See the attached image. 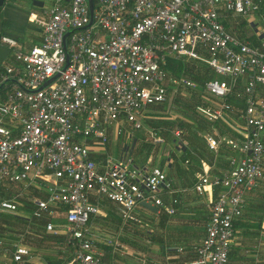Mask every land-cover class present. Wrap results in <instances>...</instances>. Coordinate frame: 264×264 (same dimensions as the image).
<instances>
[{
	"label": "built area",
	"instance_id": "built-area-1",
	"mask_svg": "<svg viewBox=\"0 0 264 264\" xmlns=\"http://www.w3.org/2000/svg\"><path fill=\"white\" fill-rule=\"evenodd\" d=\"M261 8L257 0H93L91 21L88 0H54L43 19L31 15L42 27V40L14 53L22 64L14 77L25 89L16 83L0 96V188L45 184L47 198L35 200L34 215L65 207L63 228L51 222L46 228L69 235L68 264H108L88 226L91 215L101 213V199L116 205L123 224L141 223L135 209L142 201L175 213L177 191L151 156L141 165L125 149L117 158H92L105 149L109 128L116 135L125 125L143 128V111L166 100L167 81L195 88L193 81L167 78L170 56L202 60L230 78L206 81L205 91L216 100L199 107L208 121L221 120L236 133H199L214 153L222 145L234 153L229 169L211 174L213 165L201 160L190 188L205 197L209 211L191 264L228 263L245 195L264 179V36L258 44L239 40L225 30L219 10L250 17ZM0 42L18 47L7 35ZM243 77V109L236 111L227 99ZM232 114L240 122H232ZM147 133L153 142L163 141L155 131ZM163 193L172 195L171 205ZM15 197L0 193V214L18 211ZM260 232L263 237L264 222ZM102 240L122 248L117 239ZM11 254L23 263L30 252L15 245Z\"/></svg>",
	"mask_w": 264,
	"mask_h": 264
},
{
	"label": "crops",
	"instance_id": "crops-1",
	"mask_svg": "<svg viewBox=\"0 0 264 264\" xmlns=\"http://www.w3.org/2000/svg\"><path fill=\"white\" fill-rule=\"evenodd\" d=\"M34 1L35 0H5L3 5L0 6V37L3 35H7L13 37L18 42V47L15 48H10L7 45L0 42V92L4 90L7 86L11 85L12 87L14 84H16L15 81H13L16 80L15 79L16 77H14L16 71L7 73L6 69L8 67L16 69L17 71H19V74H21L22 64L15 59L14 57L15 51L17 50L27 51L33 45L39 44L42 40V27L37 20L32 21V19L35 17L37 19H43L46 15V12H48V10L51 8L54 0H36L38 1L37 4H34ZM257 1H259L262 7L261 11L251 15L250 17L236 15L224 9L219 10V20L224 26L225 30L229 34L238 38L239 40L247 41L252 44L260 43L262 37L264 36V22H263L264 0H257ZM39 3L41 4L39 5ZM31 15H32V19H30ZM257 15L262 18V24H263L262 26H260L259 23L257 22L256 19ZM202 53L204 54V56L206 55L205 51H203ZM174 57L184 59L186 63L189 65H195L194 63L198 61L204 62L199 59L188 58L185 56H180V57L174 56ZM216 74L220 75L223 79H219V78H215V79L224 80L227 82L230 81V78L228 76L221 75L218 73ZM6 75L7 78H4V76ZM167 78L176 79V80L185 79L192 81L186 76L175 77L167 74ZM245 82H246V78L244 77L240 78L237 85L233 88V92L228 96L227 99V101L232 106L235 107L236 111H241L243 109V85L245 84ZM195 83L196 86L195 88H193L187 86L186 84L174 85L173 83L167 81L166 82L167 95L169 90L175 88L176 90H182V89L186 90L187 94H185V96L189 97L191 91H195L198 87L197 82ZM202 90H203L201 95L202 103L199 107L209 105V102L216 100L214 97L210 96L205 91L204 86ZM163 102L149 106L152 107L154 111H152L150 114L145 113V117L142 119L143 128L140 129H144L145 131L144 136H146L149 140H151L147 135L148 134L147 131L152 130L155 131L157 135H160L163 139L162 142H158V143L153 142L152 140L148 141L151 142L153 146L156 145L159 146L165 142V137L161 135V131L164 130V128L156 127L148 123V121L157 120L158 115L162 114L161 113L162 110H160L157 105ZM199 107H198V111H199ZM199 113L201 112L199 111ZM201 115L205 119L202 113ZM232 116H233L231 118L232 122L235 121L240 122V119L237 120L235 119L237 118L236 115L232 114ZM164 118L167 119L169 117L165 116ZM208 122L211 123L209 129L196 130V134H198L199 136L197 142L201 144L203 147H205L212 154V159L210 160L199 159V165L197 167H194L193 169L189 167L190 173L187 175L186 173L182 175L181 170L177 169L176 172H174L175 175L173 177L172 176L173 174L169 173L168 171L167 176L171 181L172 188L177 191L173 195V197L178 200V202L174 204L175 213L170 215L158 209L156 213L150 210L151 212L157 215L155 216V218L159 217V221H161L160 219L161 215H165L168 219L170 216L177 214L182 218L181 221L179 222L170 220L166 226L168 229H172L173 233L168 235L167 241L165 242L162 241V237L159 241L161 251L163 253L169 252V254L165 255V258L168 260L166 264H191L196 256L193 246L200 241V239L204 236L205 233V225L209 217L208 216L209 211L206 209L205 206V197L202 195H198L197 193L192 192L190 190L194 182V173L200 170L201 168L200 161L203 160L207 162L209 165L210 164L213 165L211 174L220 175L222 172H225L229 169L230 157L234 155V153L230 149H228L225 145H222L220 149L217 151V153H214L207 147V145L204 143L199 133L211 132L213 129H215L219 135H230V136L236 135V133L225 122L221 120L215 122H211V121ZM215 123L218 124L219 126H222L225 129V132L220 133L219 128L217 125H215ZM133 130H137V129H133L131 125H125L123 127V134L121 133L120 135H116L114 128H109L108 130L109 140L105 145V149L101 150L100 152L93 153L92 158H94V160L96 161L103 159L106 155H110L117 158V156L118 157L122 156L123 151L125 149L128 152V155L132 157L133 162L137 165L143 164L146 158L148 156H151L153 158L154 164H157L160 167L164 168L163 160L165 158L162 160H160V158L155 159L151 153H148L144 158V160L141 162H137L135 160V158L133 157V152L136 148V145L138 144V140L133 134ZM174 131H172V134H174ZM127 133L129 135H127ZM173 140L174 142H176L175 139ZM117 141H121V145H120L119 154L115 156L113 155V152L110 149H112V147H114L117 144ZM183 141H184V145L183 147H181V149L184 151L185 148L187 147V142L185 140ZM225 148L227 151L224 150ZM156 152L158 156H160L161 150L159 147L157 148ZM175 158L177 159V161H182L181 160L182 157L180 156H176ZM167 159L169 161V164L171 163L172 165V162H174V158L168 157ZM7 184L8 185L0 188V193L3 196H7V197L16 195L17 197H15V201L17 202L18 211L16 213H3L2 215H0V228L2 226L5 228H9L10 226H12V222L14 220L20 222L16 218H13L8 222L3 221L4 216L13 217L15 215H20V214L25 215L30 220L27 223L26 222L22 223V225L26 227L25 233L28 235L29 238L26 236H25L26 238H24V233L15 236V238L17 239L13 237L9 239L6 236L0 235V241L2 242L0 246V264H29V263H35L34 261L35 259L38 260L40 259L39 253L37 251H38V244L40 245V240L42 236L40 234L35 233V227H33V224L35 225L42 224V226L45 227V232L50 233L54 236L65 237V235H67V238L65 237L63 241H56L55 243L58 247H60L59 252L61 254L59 255L68 254L67 252H69L73 247L69 241L70 239H68L69 235L62 231L60 233H53L52 231H49L46 228V224L48 222L55 224L57 226V229L63 228L62 226L65 224V215H64L65 207L63 205H57L51 208L52 210L51 214H43L41 216L34 215V211L36 209L35 200L47 198V193L44 187L45 184L39 180L30 182V184L26 186L23 183H17V184L7 183ZM263 194H264V179L251 192L246 193L243 213L242 216L237 220L236 238L234 239L231 245L229 260L227 264H264V236L262 237L260 232L262 223L264 222ZM161 196L165 203L171 205L170 203H171L172 195L163 193ZM139 208L148 209L142 205L139 206ZM109 210H113L115 211L116 214H118L117 207L114 203L106 199H101V213L93 214L90 217V221L88 225L90 228V233L92 234V238L98 240L99 242H103L102 245L100 244V247L104 249L103 258L108 264H122V263L126 264L125 262H122V248L126 250L124 251L126 255H130L131 253H129L128 247L120 240L122 239L121 237L122 231L124 230V228H126V225L133 223H127V224L122 223L121 226L118 227V232H115L117 233V235L114 234V236L113 234L109 235L106 233L97 234L96 233L97 231L94 229L96 228V226H99V224L95 223L93 219L98 216L103 220H107L106 217L110 216L108 213ZM42 218H47L48 221H45V223H41ZM57 218L64 220V222L60 223L53 220ZM196 219H202L203 224L201 225V227H198L196 225L195 222ZM142 222L143 219L141 218V223H140L141 225ZM165 222L162 225L165 226ZM103 237L105 238L107 237L110 239H117L118 243L122 246V248L119 247L114 250L112 245L102 240ZM33 240L34 241L36 240L38 244L33 242ZM15 245L26 247L30 252V255L23 261V263L15 262L12 259L11 252L14 250ZM106 246H108L109 249H107ZM150 248L152 249L153 246ZM70 258H71L70 255H68V258L66 259L57 257L55 258V261H60V264H68ZM44 259L45 262L41 264L44 263L48 264L49 263L48 256L44 257L43 260ZM231 259H233V261H230ZM72 264H78V263H72Z\"/></svg>",
	"mask_w": 264,
	"mask_h": 264
},
{
	"label": "rangeland",
	"instance_id": "rangeland-1",
	"mask_svg": "<svg viewBox=\"0 0 264 264\" xmlns=\"http://www.w3.org/2000/svg\"><path fill=\"white\" fill-rule=\"evenodd\" d=\"M256 19L259 25L262 26L263 25L262 18L257 15ZM178 91L180 92V95L183 96V98L185 97V94H187L186 93L187 91L184 89L176 90L175 88H172V90H169L168 95H167L166 109L161 112L162 113L161 115L163 116L166 115L171 119H174L176 117H181L180 116L181 108L179 106L183 104V99H179L178 102H174L173 100V98L177 96ZM152 111H154V109L152 107H148L143 112L146 114H150ZM205 120L207 121L206 118ZM206 123L208 125L207 129H209L210 123L208 121ZM144 133H145L144 129L133 130V134L138 140V144L136 145V148L133 152V157L135 158L137 162L143 161L146 155L148 153H151L155 159L160 158V160H162L165 158L163 160L164 162L163 169L166 171V173H168L169 171V173L173 174L172 175L173 177L175 175L174 172H176L177 169L181 170L182 175H184L185 173L186 175L190 173L188 164L183 163L182 161H177L176 162L177 164L174 165V162H172L173 164L171 165V163L169 164V161L167 159L168 157L175 159L176 156L182 157L185 154V151L181 149V147H183L184 145L183 140L181 142L178 141L176 143L173 140V136L169 134L165 136V142L163 144L159 146L157 145L153 146L151 142H148L151 140H149L146 136H144ZM120 145H121V141H117V144L114 147H112L113 150L110 149L113 152V155L117 156L119 154ZM158 147L161 150L160 156H158L156 152ZM224 150H226V148ZM135 212L143 219V222H142V225L141 224L126 225V228H124V230L122 231V236H121L122 239L121 240L119 239V240L128 247V251L129 253H131L130 255H126L124 253V251L126 250L122 248V262H125L126 264H153V263L166 264L168 260L165 258V255L169 254V252L163 253L161 251L159 241L161 237H162V241L164 242L167 241L168 235L173 233L172 229L167 228L166 226L167 223L170 220L179 222L181 221L182 218L177 214L170 216L166 220L165 226H164L160 224L161 221H159V217L155 218V216L157 215L148 209L137 207L135 209ZM108 213L110 216L106 217L107 220H103L102 218H99L98 216L93 219L95 223L99 224V226H96V228L94 229L97 231L96 232L97 234L106 233L109 235L113 234L114 236V234L117 235V233L115 232H118V227L121 226L122 221L120 220L119 215L115 213V211L109 210ZM2 214L3 213H1L0 215ZM9 217H12V216H9ZM195 222L198 227H201V225L203 224L202 219H196ZM25 229L26 227H24V225H22L21 222L14 220L12 222V226H10L9 228H5L3 226L0 228V235L6 236L10 239L12 237L15 238V236L24 233V238H26L28 237V235L25 233ZM33 242L38 244L36 240L35 241L33 240ZM102 243L103 242H99V246L100 244L102 245ZM152 246L153 248L151 249L150 247ZM72 249L69 252H67L68 255L70 256H72V252H73ZM59 251H60V247L56 245L55 241L44 242L43 244H40V245L38 244L37 252L39 253L40 259L39 260L35 259L34 260L35 263H29V264H41L45 262V259L43 260V258L46 256H54L55 258H57L59 254H61ZM143 259L145 262L143 261ZM230 261H233V259H231Z\"/></svg>",
	"mask_w": 264,
	"mask_h": 264
},
{
	"label": "trees",
	"instance_id": "trees-1",
	"mask_svg": "<svg viewBox=\"0 0 264 264\" xmlns=\"http://www.w3.org/2000/svg\"><path fill=\"white\" fill-rule=\"evenodd\" d=\"M195 65H189L186 63V61L182 58H176L174 56H170L166 60L165 70L168 75H172L175 77L180 76H186L189 79H191L194 82H197L198 87L195 91H191L189 97H184L180 95V92L178 91L177 96L173 98L174 102H178L179 99H183V104L179 106L181 108V117H176L174 119H165L163 115H158V119L155 121H148L149 124L164 128V130L161 131V135L164 137L171 134L173 136V139H175L176 143L182 140H185L187 142V147L185 148V154L182 156V162H185L188 164L189 167L192 169L194 167H197L199 165V159H206L210 160L212 159V154L201 144H199L197 141L199 139L198 134H196V130H207L208 125L207 121L202 117L201 113L198 111V107L202 103V88L204 86V83L209 79H223L220 75H217L213 68L209 66L208 64L204 62H195ZM15 71L16 69L13 68ZM11 88V85L7 86L4 90L0 92V96H4L5 91L9 90ZM167 100L159 105L158 108L162 111L166 109ZM237 107V106H236ZM206 121V122H205ZM210 123V122H209ZM211 124V123H210ZM209 124V126H210ZM215 125L218 126L220 133H224L225 129L222 126H219L215 123ZM179 130L180 134L178 137H176L174 134H172V131ZM190 132V135H189ZM177 159H174V165L177 164ZM173 164V163H172ZM194 172V171H193ZM209 216V213H208ZM16 218L21 223L28 222L30 219L25 215H15L13 217L4 216L3 221L8 222L10 219ZM161 224L165 222L167 217L165 215H161ZM56 222H64L62 219H53ZM45 221H48L47 218H42L41 223H45ZM235 227L237 226V221L234 223ZM33 227H35V233L40 234L41 240L40 244H43L44 242H53V241H63L65 237L63 236H54L50 233L45 232V227L41 225H35L33 224ZM69 238V237H68ZM70 241V240H69ZM70 245V243H69ZM107 249H109L108 246H106ZM54 256H48V264H60V261H55ZM60 258H68V254L66 255H59Z\"/></svg>",
	"mask_w": 264,
	"mask_h": 264
},
{
	"label": "water",
	"instance_id": "water-1",
	"mask_svg": "<svg viewBox=\"0 0 264 264\" xmlns=\"http://www.w3.org/2000/svg\"><path fill=\"white\" fill-rule=\"evenodd\" d=\"M4 1H5V0H0V6L3 5ZM37 3H38V1L35 0V1H34V4H37ZM40 4H41V3H39V5H40ZM88 6H89V11H90V16H91V21H92L93 0H88ZM67 34H68V33L65 34V36H64L65 38H66ZM67 61H68V57H67ZM57 76H58V74H56V75H55L54 77H52L51 79L47 80L46 83H44V85H46V84H48L49 82H51V81H53L54 79H56ZM13 81H15V83H17V85H18L19 87L25 89V88L23 87V85L19 84L16 80H13ZM44 85H43V86H44ZM140 205H142V206L148 208L149 210H151V211H153V212H155V213L158 211L157 208H156L155 206L151 205L150 203H146V202L142 201V202L140 203Z\"/></svg>",
	"mask_w": 264,
	"mask_h": 264
}]
</instances>
